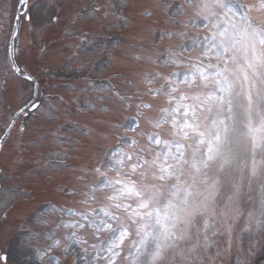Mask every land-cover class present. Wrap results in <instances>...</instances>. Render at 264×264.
Returning a JSON list of instances; mask_svg holds the SVG:
<instances>
[{"label": "snow or ice", "instance_id": "snow-or-ice-1", "mask_svg": "<svg viewBox=\"0 0 264 264\" xmlns=\"http://www.w3.org/2000/svg\"><path fill=\"white\" fill-rule=\"evenodd\" d=\"M51 5L16 0L13 13L0 0L2 62L28 86L3 120L0 152L13 133L19 147L33 112L43 107L51 124L69 103L59 94L38 102L39 80L19 63L22 24L43 27L33 14ZM137 7L139 42L106 63L82 61L83 83L70 89L79 113L100 117L97 129L70 122L69 131L89 138L86 156L67 162L81 148L63 145L81 141L64 125L35 129L37 140L52 137L59 147L45 171L63 178L0 264H224L233 248L244 253L246 240L244 258L230 264H250L264 247V0H107L88 15L127 24L126 10ZM83 18L74 12L71 23ZM89 67L112 74L97 78Z\"/></svg>", "mask_w": 264, "mask_h": 264}, {"label": "rangeland", "instance_id": "rangeland-1", "mask_svg": "<svg viewBox=\"0 0 264 264\" xmlns=\"http://www.w3.org/2000/svg\"><path fill=\"white\" fill-rule=\"evenodd\" d=\"M44 2L47 5L48 0ZM106 2L107 0H52L47 15L33 14L34 25H43V27L30 30L26 23L21 26V35L17 43L23 50L20 60L38 78L41 101L50 94L53 99L59 94L69 103L62 105L60 118L55 123L49 124L44 120L43 107L40 112H33L25 118L30 130L24 134L19 147L14 142L16 134L13 133L5 150L0 153V166L4 170L5 185L2 195L0 194V255L13 253L17 249L22 230L28 227L34 210H39L47 201L56 199V184L63 178V174L55 170L45 171L47 161L54 159L52 153L59 151V147L52 142V137L47 140H37L35 129L55 130L57 124L64 125L62 133L81 141V145H63L68 149L81 148L79 153L70 151L67 162H79L73 158L78 155L86 156L89 138L79 129L69 131L72 127L70 122L78 121L89 128L97 129L99 125L96 121L100 119L95 114L79 113L76 105L70 101L71 87L83 83L82 77L85 73L80 71L79 65L84 60H91L94 65L106 63L111 56L120 57L129 45L139 42L137 24L141 17L138 14L140 11L138 7L126 10L129 23L124 29L121 28L122 23L118 24L121 19L114 16L104 17L103 11L102 21L97 13L87 14L91 12L92 6ZM133 2L139 5L145 0H133ZM10 3L12 5L10 11L14 13L16 0H10ZM89 8L90 11L87 12ZM81 10L87 15L78 23H71L74 12ZM53 13L58 16L57 22H53ZM81 32L87 36V39L81 38ZM76 53H80L79 59L75 58ZM2 57L3 48L0 47V81L7 80L6 89L0 90V129L3 128L6 115L14 111L28 96V86L23 83V78L9 72L2 62ZM64 70L70 71L69 74L73 76H79V80H71L67 75L61 76V71ZM86 73L102 78L110 76L112 69L100 68L94 71L89 67ZM54 173L56 179H51ZM245 243L247 248L244 249V253L233 248L231 257L226 256L224 264H230V261L236 257L243 259L249 247L247 240ZM263 243L264 240L261 241V244ZM259 248L256 246L255 257H248L250 264H253V259L258 256ZM261 260V264H264V257ZM8 264H12V261L9 260Z\"/></svg>", "mask_w": 264, "mask_h": 264}]
</instances>
